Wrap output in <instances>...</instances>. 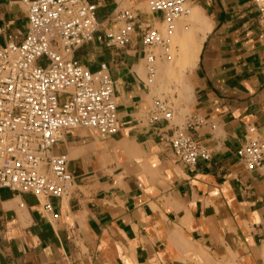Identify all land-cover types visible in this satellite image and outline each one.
Returning <instances> with one entry per match:
<instances>
[{
    "label": "crops",
    "instance_id": "0c3cea01",
    "mask_svg": "<svg viewBox=\"0 0 264 264\" xmlns=\"http://www.w3.org/2000/svg\"><path fill=\"white\" fill-rule=\"evenodd\" d=\"M88 1L97 6L100 30L75 58L92 71L108 66L118 132L63 134L54 152L67 156L74 182L67 195L49 199L50 212L32 193L0 189V264H264V175L237 155L250 127L264 139L256 5L187 0L200 22H189L190 14L169 33L163 16L148 9L150 0ZM124 10L135 16L136 30L125 47L108 46L106 34L124 25L116 18ZM147 26L170 49L174 31L192 28L203 37L183 84L161 81L169 61L159 48L151 74L140 30ZM28 28L27 8L0 0V47L21 43ZM159 99L172 102L171 121L151 120ZM194 116L204 123L190 133L211 158L186 165L171 139Z\"/></svg>",
    "mask_w": 264,
    "mask_h": 264
},
{
    "label": "built area",
    "instance_id": "2783aa9c",
    "mask_svg": "<svg viewBox=\"0 0 264 264\" xmlns=\"http://www.w3.org/2000/svg\"><path fill=\"white\" fill-rule=\"evenodd\" d=\"M27 8L28 32L21 43L0 47V189L32 193L43 201L48 212L52 197L68 194L74 179L65 154L54 147L66 131L95 129L101 135L118 132V112L114 82L108 66L96 71L80 63L75 52L94 41L100 30L97 6L88 0H14ZM259 13L264 45V0H252ZM148 9L160 13L170 33L175 22L191 14L187 0H150ZM124 25L106 34L108 46L125 47L136 30L129 10L116 15ZM150 72H155L157 55L170 61L169 40L157 29L140 27ZM172 102L156 100L152 121H171ZM191 117L178 128L171 146L186 165L209 160L210 151L190 130L202 125ZM249 128L246 143L237 151L249 170L264 175V139Z\"/></svg>",
    "mask_w": 264,
    "mask_h": 264
},
{
    "label": "bare ground",
    "instance_id": "6f19581e",
    "mask_svg": "<svg viewBox=\"0 0 264 264\" xmlns=\"http://www.w3.org/2000/svg\"><path fill=\"white\" fill-rule=\"evenodd\" d=\"M195 18L200 22V19L198 20L196 16V11L193 10L189 18V22L190 19H192L193 21V19ZM203 34H205L204 31ZM202 38L203 37L198 35V32H194L192 28L188 30L186 29L182 35L177 34V32L175 31L171 34L170 43L172 47L170 49V55L172 56V60L165 63L162 70L163 78L160 77L161 75H158V77L161 78L162 82L167 83V80H169L170 82V80L173 78L175 82L183 84L186 69L194 66L195 62L197 61L198 51L201 45ZM160 70L161 68L159 69V72ZM166 87L169 86L166 85Z\"/></svg>",
    "mask_w": 264,
    "mask_h": 264
}]
</instances>
